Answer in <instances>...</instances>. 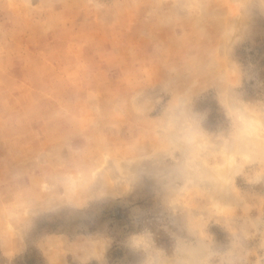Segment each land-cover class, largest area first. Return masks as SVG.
Here are the masks:
<instances>
[{"label":"clouds","instance_id":"1","mask_svg":"<svg viewBox=\"0 0 264 264\" xmlns=\"http://www.w3.org/2000/svg\"><path fill=\"white\" fill-rule=\"evenodd\" d=\"M72 3L108 30L136 29V39L109 52L116 61V80L124 71L155 68L150 78L131 89L97 92L94 64L89 61L85 90H69L65 104L86 103L94 117V129L108 146L127 143L132 153L109 160L105 168L80 193L65 197L60 182L69 159L65 146L42 164L44 153L11 164L0 173V255L11 260L25 247L35 221L68 211L75 214L131 192L148 181L159 204L156 230L137 213L125 247L137 257L136 264H264V92L251 97L245 92L252 80L249 69L233 59L234 49L249 34L256 16H264V0H232L238 9L226 16L222 0H0V139L17 140L39 115L36 102L13 108L5 98V78L11 63L9 21L33 20L51 31L63 23L62 11ZM62 11L56 12V6ZM132 18L129 29L127 21ZM235 70L228 83L223 61ZM205 83L207 87L203 86ZM214 93L219 119L209 127L210 110L197 107L207 92ZM56 119L55 110L46 115ZM202 129L215 147L201 155L213 162L222 146L234 156L223 167H206L201 161L188 166L189 148L183 143L186 128ZM143 137V138H142ZM175 145L157 150L153 141ZM83 137H72L73 147H83ZM59 157V158H58ZM94 159V157H93ZM118 161V163H117ZM90 162V161H89ZM51 185L40 193L36 177ZM191 177L198 189L190 209L171 203L177 191ZM23 192L18 198L17 193ZM216 209L225 210L217 212ZM220 226L223 242L210 231ZM163 230L168 246L158 244ZM105 232H80L69 238L63 233L46 234L39 247L48 264H107L111 245Z\"/></svg>","mask_w":264,"mask_h":264},{"label":"rangeland","instance_id":"2","mask_svg":"<svg viewBox=\"0 0 264 264\" xmlns=\"http://www.w3.org/2000/svg\"><path fill=\"white\" fill-rule=\"evenodd\" d=\"M37 0H33L36 3ZM226 16L234 15L238 9L232 0H222ZM56 12L62 11V5H57ZM63 23L57 24L51 31H45L47 25L33 20H14L8 22L13 29L11 36V63L5 78V98L13 108L36 102L39 115L35 122L25 128L21 138L9 140L0 139V173L11 164L26 162L33 156L44 153L41 163L49 162L53 153H59L66 146L69 159L62 161L64 168L60 182L64 187V196L72 199L79 197L85 189L108 164L109 160L126 158L132 153L133 146L127 143L108 146L106 139L97 134L94 129V117L86 103L79 105L65 104V96L69 90H85V77L89 75V61L94 64L91 73L96 80V91H120L137 87L141 78H150L155 68L144 66L137 72L124 71L116 80L118 70L114 65L118 62L109 54L119 50L120 46L129 40L136 39V29L108 30L107 27L88 17L72 3L62 11ZM4 19L0 17V20ZM133 20L129 17V29ZM233 59L249 69L252 80L246 82L245 92L254 97L264 92V16H256L246 38L236 46ZM228 83H234L231 77L235 70L229 68L227 59L223 61ZM203 86L207 87L205 83ZM197 107L210 110L208 126L214 127L219 119L214 93L210 90L197 101ZM49 110H55L56 119L46 118ZM83 137L87 143L80 148L73 147L72 137ZM143 138V137H142ZM183 143L189 148L186 164L195 165L201 161L206 167L221 168L223 164L216 160L220 157L225 163L234 161V156L227 151V146L221 147L218 153H213L210 163L202 153L215 147L211 137L202 129L186 128L182 134ZM157 150L169 151L175 145L153 141ZM94 157V159H93ZM59 158V157H58ZM90 161V162H89ZM118 163V161H117ZM40 193H48L51 185L44 176L36 177L35 181ZM198 189L189 177L177 191L171 203L184 209H190ZM17 193V197L23 196ZM217 212L225 210L216 209ZM143 214L145 222L156 230V216L159 204L150 182L145 181L131 192L109 198L102 204H92L80 213L61 211L58 214L40 217L35 221L32 231L25 240L23 251L11 260L0 255V264H48V260L39 247V241L46 234L63 233L69 238L80 232H105L111 237V245L105 253L107 264H136L137 257L124 245L126 236L137 230L134 217ZM212 231L221 242L226 234L218 225H211ZM158 244L168 246L169 237L163 230L157 231ZM67 264H75L71 256ZM91 264H97L95 260Z\"/></svg>","mask_w":264,"mask_h":264}]
</instances>
